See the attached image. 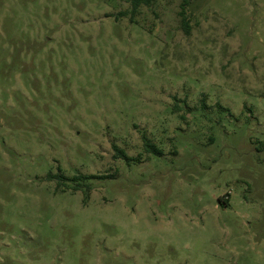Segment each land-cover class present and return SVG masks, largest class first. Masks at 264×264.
I'll return each instance as SVG.
<instances>
[{
	"label": "rangeland",
	"instance_id": "1",
	"mask_svg": "<svg viewBox=\"0 0 264 264\" xmlns=\"http://www.w3.org/2000/svg\"><path fill=\"white\" fill-rule=\"evenodd\" d=\"M183 3L0 0V264H264V0Z\"/></svg>",
	"mask_w": 264,
	"mask_h": 264
},
{
	"label": "trees",
	"instance_id": "2",
	"mask_svg": "<svg viewBox=\"0 0 264 264\" xmlns=\"http://www.w3.org/2000/svg\"><path fill=\"white\" fill-rule=\"evenodd\" d=\"M155 1H157V0H129V2L131 4V7H132L131 13L135 14L136 11L140 7H142V6H150ZM187 5H188V0H184V3L182 5V10L180 12V16L182 18V28H183L185 34H189L190 30H191L190 22H189V19L187 17ZM143 138H144L145 150H146L147 153H150V154L154 153V154L162 155V151L160 149H158L155 145L150 143L146 139V137H143ZM112 148H113V150L115 152V155H114L115 159H121V160H124L127 163H130L131 161H136L137 160V159L135 160V159L129 157L127 155V153L123 149H120L117 145H113ZM105 178H107V177L82 176V175L77 176V177L74 178L75 181H76V185L74 186V189H75V191L80 190V188L82 187L81 183L83 181L94 180V179H105ZM48 179L50 181H55L56 180V181L60 182L59 184L61 185V184H63L62 183L63 180H65L66 178L63 177V176H60V175H50L48 177ZM87 188H88V186H87Z\"/></svg>",
	"mask_w": 264,
	"mask_h": 264
}]
</instances>
